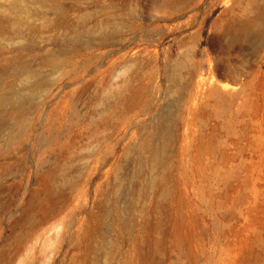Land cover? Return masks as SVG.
<instances>
[{
    "label": "rangeland",
    "instance_id": "1",
    "mask_svg": "<svg viewBox=\"0 0 264 264\" xmlns=\"http://www.w3.org/2000/svg\"><path fill=\"white\" fill-rule=\"evenodd\" d=\"M25 1L38 31L0 33V95L19 94L23 69L37 86L0 108V264H264V30L224 31L248 1L178 0L170 18L150 0ZM189 50L210 80L238 68L243 82L222 123L188 109L173 122L149 186L137 150L173 108L167 70ZM112 242L110 258L97 246Z\"/></svg>",
    "mask_w": 264,
    "mask_h": 264
},
{
    "label": "bare ground",
    "instance_id": "2",
    "mask_svg": "<svg viewBox=\"0 0 264 264\" xmlns=\"http://www.w3.org/2000/svg\"><path fill=\"white\" fill-rule=\"evenodd\" d=\"M37 1L46 3L52 1L54 2L56 0H37ZM150 1L158 8L160 12L164 13L165 16H167L166 18H170L174 15V13L180 11L181 4L178 2V0H150ZM247 1L248 2L246 6L242 10L246 15H248L247 18L233 19L229 21L224 28L226 35H228V38H230V40H233V42L234 41L241 42L247 40L252 34V32H257V34L261 35V33L264 30V0H247ZM25 2H26L25 0L23 1L13 0L8 5L0 6L1 8L10 10L14 14V16H10L0 12V33L4 34L6 32L11 31L14 32L13 34L16 33L17 35H21L22 33H24V29L29 30L31 32L38 31L39 27L33 22V17L35 15H38L39 13L35 8L30 7V5L26 4ZM242 17L244 16L242 15ZM44 20L45 21L43 22L44 24L43 27L44 26L48 27L51 21H49V19L47 20L46 17H44ZM108 20L110 22V18ZM136 23L137 22L134 15L127 22L113 21L112 26L110 22L109 35L114 34L116 32H120L124 26L131 29L135 26ZM259 43H260L258 45L259 48L263 49L264 38ZM262 58L263 59H261L260 64H258L259 65L258 73L262 80L261 81L262 89H264V56ZM203 65L204 64H202L201 61L199 62L194 58L193 51L190 50L186 51V53L179 56V58L174 63L169 65V68L167 70L168 71L167 75L171 82L169 92L175 95L173 99L174 101L173 108L171 110H167V111L165 110V112H163L160 115L158 119V124L156 123L157 126L153 127L149 135L142 138V141L139 145L140 149L137 150L140 151L141 154L144 153L146 154L147 161L151 166L150 180L149 181L147 180L149 186H153L157 184L156 182L157 174L155 172L157 169L163 166V163L165 161L167 140L169 138L168 137L169 130H170V126L173 125V122H175L176 120H181L184 123L183 114L185 110L188 109V111L194 113L197 111L200 112V110H207L208 116L215 115L218 118H220V121L222 123V121H224V116L229 111L231 96L238 95L239 92L238 90L240 87L239 83L243 82L242 79L238 77V75H240L241 69L239 70L238 68H235L232 71L234 73L233 83L223 81L222 83L218 84L217 82L209 79L208 71ZM129 66L126 67L129 69ZM22 74L25 75V78L22 85L20 86L21 88L19 94L15 96L13 95V91L15 90L16 86L14 87V85L12 84L5 85L6 88L4 89L3 93L0 95V108L2 107L16 108L18 106H23L26 102L30 101L31 98H29L30 94H28V89L33 90L34 87L36 86L35 85L36 82H33L30 85L28 84V80L30 79L31 76H33V74L30 73L28 70L23 69ZM222 76L226 78L228 77L227 75L224 74H222ZM204 97H206L207 100L202 102L201 99H204ZM211 100H214L216 104L213 105L210 102ZM185 115L186 114H184V117ZM202 122L207 123V120L203 119ZM6 135L7 133L3 134L4 137ZM157 140H159V143H157L158 142ZM161 180L163 182L164 178L160 177V181ZM117 207L116 206L112 207V214L115 215L114 216L115 218H117L120 215V211L118 210L119 208ZM118 227L119 226L117 223V228ZM97 247L99 251H103V253L105 255H108L110 258H113V255L116 253V250L118 252L120 249V245H118L116 242H112L110 246L106 248H101L102 247L101 245ZM151 263L154 264L152 261Z\"/></svg>",
    "mask_w": 264,
    "mask_h": 264
}]
</instances>
